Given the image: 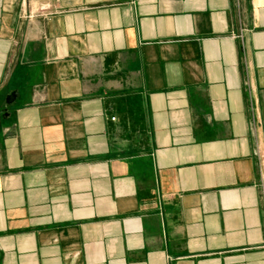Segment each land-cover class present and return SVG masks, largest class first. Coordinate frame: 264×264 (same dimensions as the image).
I'll return each mask as SVG.
<instances>
[{"label": "crops", "instance_id": "0c3cea01", "mask_svg": "<svg viewBox=\"0 0 264 264\" xmlns=\"http://www.w3.org/2000/svg\"><path fill=\"white\" fill-rule=\"evenodd\" d=\"M5 112L0 264H264V0H0Z\"/></svg>", "mask_w": 264, "mask_h": 264}, {"label": "water", "instance_id": "95a60500", "mask_svg": "<svg viewBox=\"0 0 264 264\" xmlns=\"http://www.w3.org/2000/svg\"><path fill=\"white\" fill-rule=\"evenodd\" d=\"M16 97V92H13L12 94H10L7 98H6V105L10 106L12 104V102L14 101ZM8 116V113L5 112V114L1 115L0 114V124H1V119H4Z\"/></svg>", "mask_w": 264, "mask_h": 264}]
</instances>
